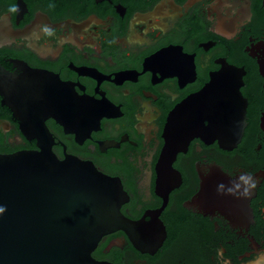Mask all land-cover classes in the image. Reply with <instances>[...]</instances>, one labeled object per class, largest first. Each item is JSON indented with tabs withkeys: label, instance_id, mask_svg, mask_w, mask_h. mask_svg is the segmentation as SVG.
Listing matches in <instances>:
<instances>
[{
	"label": "flooded vegetation",
	"instance_id": "1",
	"mask_svg": "<svg viewBox=\"0 0 264 264\" xmlns=\"http://www.w3.org/2000/svg\"><path fill=\"white\" fill-rule=\"evenodd\" d=\"M19 9V0H0V62L74 86L70 130L46 119L54 152L118 178L121 211L151 232L140 247L123 228L108 232L97 259L248 264L264 251V0H22ZM211 80L242 95L240 140L196 135L163 160L171 112ZM38 148L0 94V153ZM246 172L257 183L237 193L249 198L237 215L203 196L220 174L239 182Z\"/></svg>",
	"mask_w": 264,
	"mask_h": 264
},
{
	"label": "water",
	"instance_id": "2",
	"mask_svg": "<svg viewBox=\"0 0 264 264\" xmlns=\"http://www.w3.org/2000/svg\"><path fill=\"white\" fill-rule=\"evenodd\" d=\"M20 66L23 71L16 73L0 62V94L30 136L37 138L39 148L0 153V264H112L93 255L104 234L123 228L140 247L139 242L151 232L141 230L146 223L131 220L121 211L125 191L118 178L91 161L71 154L60 159L54 152L46 119L54 116L70 130L66 110L77 104L74 86L46 71ZM50 77L51 86L41 83ZM243 105L237 88L217 91L211 80L171 112L163 160L196 135L228 138L237 144L245 124ZM220 125L234 128L235 133H214L213 128ZM235 182L220 174L203 196L237 215L249 205V198L245 204L237 194L243 190L229 191ZM161 242L159 237L152 246Z\"/></svg>",
	"mask_w": 264,
	"mask_h": 264
},
{
	"label": "clouds",
	"instance_id": "3",
	"mask_svg": "<svg viewBox=\"0 0 264 264\" xmlns=\"http://www.w3.org/2000/svg\"><path fill=\"white\" fill-rule=\"evenodd\" d=\"M256 179L251 172L243 173L239 176V182H235L234 189H229V191L239 190L243 186V194H247L251 188L256 187ZM223 188L224 185H220ZM3 211V207H0V212ZM248 264H264V251L256 253L253 259L248 261Z\"/></svg>",
	"mask_w": 264,
	"mask_h": 264
}]
</instances>
